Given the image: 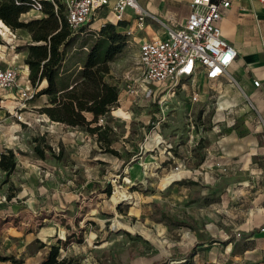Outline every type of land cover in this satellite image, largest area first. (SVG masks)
<instances>
[{"label":"rangeland","instance_id":"1","mask_svg":"<svg viewBox=\"0 0 264 264\" xmlns=\"http://www.w3.org/2000/svg\"><path fill=\"white\" fill-rule=\"evenodd\" d=\"M29 19V14L22 18ZM99 20L102 22L104 17L93 21L90 27L84 25L72 32L74 42L68 47L63 63L67 82L78 78L77 71L97 37L94 29ZM10 30L14 37H9L7 31L3 32L5 36L0 35V39L9 41L4 57L20 67L30 34L25 28ZM116 30L124 33L120 27ZM134 36L133 30L126 36V46L110 62L111 81L118 85L119 98L117 106L98 122L112 129L108 134L114 139L111 147L118 155L103 152L95 136H92L97 143L95 149L77 150L82 145L79 128L70 130L73 133L65 143L60 140L54 150L49 149L50 134L45 126L51 121L37 111L47 96L39 98L36 106H21L24 97H17L20 102L16 105L0 103V110L11 111L13 118L3 123V129L7 135H18L19 148L15 150L18 156L40 159L34 151V144H38L44 153L42 165L57 172L54 182L46 172L41 174L42 181L35 180L31 187L58 189L59 210L53 219L56 232L43 239L50 248L51 239H55L54 246L59 248L58 255L60 252L65 255L66 264H135V261L148 264L155 253L177 249L180 239L165 235L162 227L177 231L179 227L192 226L198 191L203 187L199 183L200 173L208 164L205 159L221 150V137L264 144L259 115L232 82L200 81L198 91L197 82L194 86L191 80L182 79L174 87V93L165 84L146 83L140 89L139 39ZM18 82L28 88L30 96L35 92L25 74H19ZM230 147L236 151L234 142ZM107 184L110 194L105 192ZM114 185L127 197H116ZM41 217H45L44 212ZM37 220L35 230L48 223L45 218ZM48 225L41 230H49ZM165 263L169 261L163 257L153 261ZM189 263L195 264L192 260Z\"/></svg>","mask_w":264,"mask_h":264},{"label":"crops","instance_id":"2","mask_svg":"<svg viewBox=\"0 0 264 264\" xmlns=\"http://www.w3.org/2000/svg\"><path fill=\"white\" fill-rule=\"evenodd\" d=\"M136 2L145 15L141 28L137 27L138 15L132 9H127L120 21L116 20L110 10L101 9L86 25L90 27L93 21L104 17L95 26L94 32L97 34L105 23L116 25L123 22L119 27L125 34L127 31L132 34L134 30V38L139 39L140 44L153 38L166 39L170 30L185 23L190 11V0ZM27 14L30 16L29 10L22 13L20 19ZM219 27L222 38L236 51L228 76L221 82L228 81L237 86L248 98L264 127V5L260 0H233L229 8L222 10ZM7 29L0 24V35L12 37V30L8 26ZM9 30L12 34H9ZM8 44L7 39H0V65L15 67L20 70L19 74L28 77L24 54L21 59L23 65L20 67L14 61L5 59ZM255 80L259 81L258 87L253 85ZM191 81L193 84L198 83L196 89L199 91L200 81L205 80L198 77ZM10 97L16 100H10ZM17 97L21 99L17 91L8 90L0 93V103L16 105L20 102ZM39 98L24 101L21 106H36ZM1 115H5V118ZM12 118L8 108L0 110V155L12 150L17 158L11 173L7 174L0 169V195L7 198L0 203V264H44L50 246H47L43 236L52 237L56 232L57 224L53 219L58 215L59 192L51 186L37 188L31 187V184L35 180L42 181L41 174L46 172L50 173L54 182L57 172L42 165L43 158L23 159L18 156L15 151L20 143L18 135H7L3 129V123ZM63 126L68 129L62 131ZM45 128L46 133L50 134L48 145L51 150L60 140L65 143V139L73 133L70 130L75 129L54 121ZM79 133L82 145L77 150L90 152L96 148L97 143L91 135L84 131ZM233 142L236 151L230 147ZM219 146L221 150H216L209 159H205L208 164L204 166L205 171L200 173L199 183L203 187L198 191L199 199L194 206L192 226L179 227L177 231H166L163 226L165 235L180 239L179 247L155 253L148 259V264L162 257L169 261L168 264L175 261L178 264H190V260L195 264H264V144L247 140L238 142L233 136H223ZM57 184L55 181L54 186ZM42 212L45 217H41ZM40 218H45L48 223L35 230L37 219ZM47 224L49 230L42 231L47 229ZM237 233L240 235L237 236ZM51 240L50 245L54 246L55 239ZM64 256L60 252L56 259L63 260Z\"/></svg>","mask_w":264,"mask_h":264},{"label":"trees","instance_id":"3","mask_svg":"<svg viewBox=\"0 0 264 264\" xmlns=\"http://www.w3.org/2000/svg\"><path fill=\"white\" fill-rule=\"evenodd\" d=\"M22 1V4L17 5L15 0H0V24L6 30L7 26L12 29L25 28L30 34L24 58L29 71L28 80L32 89H35L30 99L47 96L46 102L37 111L50 121L79 128L95 136L103 152L118 155L111 147L114 139L108 133L112 129L98 122L117 106L119 89L111 81L110 62L126 46L127 35L116 30L123 22L116 25L108 22L100 28L77 71L78 78L67 82L63 77V63L67 49L74 39L73 31L66 21L63 4L58 0H42L41 16L23 21L20 16L29 10L27 4L30 0ZM41 84L44 86L40 87ZM34 151L43 158V150L38 144ZM14 168L13 151L1 153L0 169L8 174ZM105 192L111 193L108 184ZM58 250L57 246H52L44 264H66L63 260L56 259Z\"/></svg>","mask_w":264,"mask_h":264},{"label":"built area","instance_id":"4","mask_svg":"<svg viewBox=\"0 0 264 264\" xmlns=\"http://www.w3.org/2000/svg\"><path fill=\"white\" fill-rule=\"evenodd\" d=\"M42 0H30L31 18L42 14ZM51 1L53 0H46ZM65 8L68 26L77 31L94 17L101 9H108L120 21L127 9L138 15L137 27L143 25L142 14L136 0H58ZM233 0H190V11L185 23L170 30L166 39L153 38L139 44L138 59L140 68L139 88L145 84L163 85L174 93L179 80L201 77L207 82H221L228 76V69L233 64L236 51L221 36L219 22L222 10L230 7ZM264 5V0H260ZM17 5L22 0H15ZM9 34L12 32L9 30ZM130 35V32H126ZM14 37V35H12ZM19 71L12 66L0 65V90L15 89L21 98L31 96L28 88L18 82ZM253 85L258 87L259 81ZM196 95L192 97L196 99ZM20 120V117H18ZM6 197H0V202ZM240 234L237 233V236Z\"/></svg>","mask_w":264,"mask_h":264},{"label":"bare ground","instance_id":"5","mask_svg":"<svg viewBox=\"0 0 264 264\" xmlns=\"http://www.w3.org/2000/svg\"><path fill=\"white\" fill-rule=\"evenodd\" d=\"M28 100H30V99H28ZM114 190H115V195H116V197H117V196H121V197H123V198H126V197H127V196L125 195L124 192H120V191L118 190V187H117L116 185H114Z\"/></svg>","mask_w":264,"mask_h":264}]
</instances>
